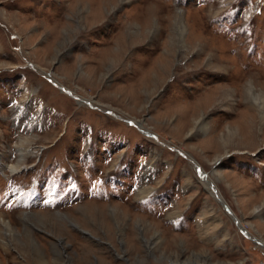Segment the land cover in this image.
Here are the masks:
<instances>
[{"label": "rangeland", "instance_id": "obj_1", "mask_svg": "<svg viewBox=\"0 0 264 264\" xmlns=\"http://www.w3.org/2000/svg\"><path fill=\"white\" fill-rule=\"evenodd\" d=\"M259 94L264 0H0V264H264Z\"/></svg>", "mask_w": 264, "mask_h": 264}, {"label": "bare ground", "instance_id": "obj_2", "mask_svg": "<svg viewBox=\"0 0 264 264\" xmlns=\"http://www.w3.org/2000/svg\"><path fill=\"white\" fill-rule=\"evenodd\" d=\"M260 95V96H259ZM258 95V99H260L261 100V102L262 103H264V95H262V94H259ZM257 99V98H256ZM260 100H258V101H260ZM136 125V124H135ZM137 128H138V125H137ZM138 129H140L143 133H146L145 131H143L141 128H138ZM146 134H148V135H150V133L148 132V133H146ZM18 148H20V147H18ZM18 151H19V153H20V157L21 158H23L25 155H26V151H25V149H18ZM15 169H17V168H11V171L12 170H15ZM196 170H197V173H198V175H200V176H202L201 178L208 184V186H211L212 184L211 183H209V182H207V180H206V177H205V175H204V173L202 172V170H200V168L196 165ZM211 189H213V191H214V193H215V198H216V196L218 197V199L220 200V201H218L217 199V201L218 202H220L221 203V205L223 206H227V204H225V202H224V200L223 199H221L219 196H218V194H217V192H215V189H214V187L213 188H211ZM229 209V208H228ZM230 210V209H229ZM230 212L233 214V212L230 210ZM230 215V214H229ZM231 216V215H230ZM233 217L235 218V215L233 214ZM237 225L239 226V224L237 223ZM240 231H244V228L242 227V226H240ZM247 232V231H246Z\"/></svg>", "mask_w": 264, "mask_h": 264}, {"label": "water", "instance_id": "obj_3", "mask_svg": "<svg viewBox=\"0 0 264 264\" xmlns=\"http://www.w3.org/2000/svg\"><path fill=\"white\" fill-rule=\"evenodd\" d=\"M60 89H61V87H60ZM216 199H217L218 201H220V200L218 199L217 196H216ZM223 207H225L226 211L231 215L233 221H234L235 224L237 225V221H236V219L233 217V215L231 214V212H230V210L228 209V207H227V206H224V205H223ZM238 227H239V226H238ZM243 232H244L245 234H247L245 230H244ZM248 236H249V235H248ZM251 238H252V240H253L254 242L260 243L259 240H257L256 238H253V237H251ZM260 244H261V243H260Z\"/></svg>", "mask_w": 264, "mask_h": 264}, {"label": "crops", "instance_id": "obj_4", "mask_svg": "<svg viewBox=\"0 0 264 264\" xmlns=\"http://www.w3.org/2000/svg\"><path fill=\"white\" fill-rule=\"evenodd\" d=\"M203 201V200H202ZM191 207H194L193 208V211H196L197 210V208H196V206H193L192 204L191 205H189V209L191 208ZM195 213V212H194ZM190 226H191V228L193 227V225H191V223H190ZM195 227V226H194ZM192 230H194V229H192ZM195 234H196V230H195Z\"/></svg>", "mask_w": 264, "mask_h": 264}]
</instances>
